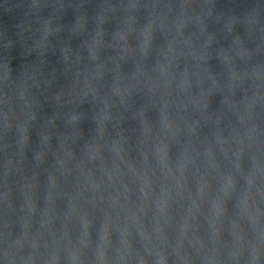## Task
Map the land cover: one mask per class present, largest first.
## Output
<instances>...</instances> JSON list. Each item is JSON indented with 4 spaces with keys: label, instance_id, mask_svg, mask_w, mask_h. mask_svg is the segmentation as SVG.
<instances>
[{
    "label": "water",
    "instance_id": "95a60500",
    "mask_svg": "<svg viewBox=\"0 0 264 264\" xmlns=\"http://www.w3.org/2000/svg\"><path fill=\"white\" fill-rule=\"evenodd\" d=\"M20 2L21 7L7 14L0 5V29L6 25L14 41L15 25L25 20L27 12L28 0ZM168 2L55 0L58 24L54 26H61L63 32L51 38L54 48L44 57L42 77L29 81L36 85L29 95L34 107L21 113L14 102L10 107L15 112L6 119L8 110L0 106V264H5V247L18 258L34 256L36 264H53V257L58 258L56 264H70L73 255L78 257L76 264H140L141 260L155 264L157 253L164 255L167 264H184L185 260L188 264H236L233 254L239 255V264H250L252 245L264 232V135L259 138V150L255 145L249 147L251 142L241 150L229 131L236 117L221 103V97L228 96L237 105L245 99L241 86L234 96L227 93L229 67L241 74L247 70L242 88L248 89L249 97L256 83L249 77L257 72L264 92V56L256 55L253 49L250 59L224 65L216 59L220 45L227 46L223 40L208 49L210 63L197 64L182 43L173 45V53L168 54L180 12L179 0H170V13L165 7ZM61 6L67 10L60 11ZM217 10H227L224 0ZM49 11L44 9L42 15L47 17ZM81 15L85 21L78 31ZM163 16L167 20L161 23ZM149 23L153 24V35L148 38L145 56L141 48ZM101 29V42L94 46ZM210 30L217 31L211 25ZM192 31L189 27L184 35L190 36ZM119 33L124 34V40ZM202 45L203 39L197 45L200 52ZM65 46L71 49L67 64L62 63L59 50ZM92 50L97 53L96 62L90 59ZM236 51L228 48L233 57ZM20 54L16 44L10 54L14 76L21 64L38 59L36 53L24 59ZM169 64L172 76L161 78L160 66ZM137 66L147 75L137 73ZM67 67L72 71L66 77ZM77 69L102 77L94 81L98 96L83 95L84 77L76 76ZM185 69L190 87L181 91ZM5 71L0 44V81ZM210 74L218 78L224 91L212 87ZM148 76L156 84L153 92L147 90ZM169 80L171 86L165 88ZM45 81L50 85L45 86ZM117 86L129 90L124 106L112 96ZM57 93L61 94L59 101ZM201 93L211 94L207 111L201 106ZM9 94L14 97L15 89ZM104 100H115L117 107L108 113L107 131L101 138L97 130L105 124ZM180 103L187 105V110L178 108ZM33 115L35 120L30 119ZM72 115L81 116L82 122L69 124ZM222 115L217 126L216 119ZM166 117L173 131L178 129L177 135L164 129ZM195 122L199 126L193 135L187 125L195 126ZM261 128L264 131V124ZM218 132L226 143L218 142ZM97 146V159L89 162L88 156ZM38 156L43 159L37 160ZM89 177L99 184L98 190L91 188ZM229 178L232 186L225 193ZM162 199L167 203L163 213L159 208ZM217 206L223 209L219 216ZM157 227L160 233L155 231ZM125 232L127 235H122ZM165 239L167 243H161ZM17 240L22 249L15 248ZM259 264H264V247L259 250Z\"/></svg>",
    "mask_w": 264,
    "mask_h": 264
},
{
    "label": "clouds",
    "instance_id": "9594fccd",
    "mask_svg": "<svg viewBox=\"0 0 264 264\" xmlns=\"http://www.w3.org/2000/svg\"><path fill=\"white\" fill-rule=\"evenodd\" d=\"M220 0H179V15L177 16L175 22V35L172 36V40L168 44V54L173 53V45L182 43L184 47L189 49V55L193 61L199 64L201 61L205 63H210L212 60V55L209 53L213 44L220 45L221 40L227 42V46L220 45V50L216 54V59L221 61L224 65H233L236 60H246L250 59L253 55V49L255 54L258 56H264V0H224V5L227 7V10H217L218 3ZM55 0H28L27 12L25 13V20L18 22L15 25V35L17 40H13L9 36L10 29L5 25L0 29V44L3 45L4 52V65H5V76L2 81H0V106L6 108L8 111L5 113H14L15 108L10 107L14 102L19 104V109L23 113L24 109L34 107V104L29 102V95L32 92V88L36 85H30L29 81L38 80L42 77L44 73L45 60L44 57L47 55L50 49L54 48L52 44V37L57 36L63 32L61 26H54L58 24V20L53 11V5ZM4 9V13L7 14L11 11H14L16 8L21 7L22 4L20 0H2L0 2ZM165 7L170 13L172 11L170 0L165 4ZM240 9L237 12L236 9ZM44 9H50L47 17L42 15ZM60 11L65 12L67 7L61 6ZM161 23L167 20V16L160 18ZM85 21V16L81 15L77 18L78 22V31L80 25ZM103 23V21H102ZM60 25V24H59ZM210 25L217 29L216 32L210 30ZM192 27L190 36H185V29ZM242 29V31H237ZM171 31V29H169ZM103 29L97 33V39H95L94 46L99 45L101 42L100 37L102 36ZM77 33H73L76 35ZM218 34L221 35V39H218ZM145 41L144 47L141 48V54H147V47L149 40L148 38L153 35V24L149 23L144 32ZM120 39L124 40L125 36L123 33H119ZM230 38V40L228 39ZM201 39H203V51L200 52L197 50V45L200 44ZM19 44L21 48V59L27 58L32 53H36L38 59L34 63H23L21 64L20 71L18 75L12 74L11 68V50L13 47ZM234 47L237 49L235 56L229 54L228 48ZM62 56V63L67 64L69 62V51L70 47L65 46L59 49ZM90 59L92 62H96L98 57L95 50L90 52ZM176 57L173 55L172 60H175ZM79 62V57L77 58ZM171 64L165 66L161 65L159 68V76L161 78L165 76H172L170 72ZM72 69L67 67L64 69L65 76L71 72ZM208 71V69H205ZM31 72V75H29ZM136 72L141 75H147V73L141 69L139 66L136 68ZM56 70H52L54 75ZM247 70H243V74L240 71H237L233 67L228 69V85L226 88L227 93L230 96H234L238 90V86H241L240 90L242 95L245 97L242 105H237L233 103L228 96L221 97V103L228 109L232 110V114L236 117L235 126H231L229 131L232 133V139L237 143V145L242 150L246 142L249 143V147L255 145L257 150L260 148L259 138L264 135L261 125L264 124V92H261L260 84V74L257 72L254 76H250L249 79H254L255 91L252 93V96L249 97L248 89L242 88L244 83V77L248 76ZM76 76H83V95L84 96H93L96 97L99 95V89L94 86V81L101 79L98 75H94L91 72H83L80 69H77ZM209 80H211L212 87L217 89V91H224L219 84L218 78L209 75ZM149 83L147 85V90L153 92L156 88L155 82H152L151 76H148ZM45 86H49L50 82L45 81ZM198 83L202 84L203 80H199ZM171 86V80L164 85L165 88ZM190 87L189 73L185 69L182 73V79L180 83L181 91ZM15 89V96H11L9 91ZM75 89H73V92ZM129 94L127 88H122L120 86L114 87L112 89V96L119 100V105L124 106L126 103V96ZM202 96V107L205 111L211 108V94L210 93H201ZM61 97L60 93L56 94V100L59 101ZM117 107L115 100L109 102V100L103 101L104 116L103 120L104 125L99 127L98 135L103 138L107 128L106 123L109 122L110 117L108 113ZM164 109L169 107L168 103H164ZM178 108L187 110V105L180 103L177 105ZM31 120H35V115L30 117ZM181 120H184L185 117H181ZM223 115L218 116L216 119L217 126L222 122ZM82 122V118L79 115H72L69 118V124H79ZM55 126V121H51ZM198 122H195V126L189 124L187 125L189 131L195 135L196 127H198ZM164 129L170 132L171 135H177L178 129L173 131L172 123L165 118ZM241 129H243L241 131ZM22 131L26 129L21 126ZM147 130V129H146ZM221 132L217 133L218 142L226 143L227 141L221 140ZM47 139V138H46ZM162 151V150H161ZM69 155H72V152H69ZM98 155V146L93 147L89 156V162L95 161ZM159 155V152H158ZM37 160H42L43 157H36ZM240 157L237 156V160ZM185 167L182 166L180 169L181 176H183ZM109 181L112 180V175H108ZM90 186L94 190L99 189V184L92 181L89 177ZM54 182V181H53ZM145 185H148V181L144 182ZM179 186V181H177ZM249 186L253 184V180L250 178L248 180ZM232 186V179H228V184L225 187V193ZM141 194L146 197L147 193L144 188H141ZM203 191V189H201ZM243 208L246 211L248 207L247 198L242 202ZM161 213L167 208L166 200H161L159 204ZM223 211L222 208L217 206V216ZM135 215V214H133ZM159 221H157V224ZM187 228V222L185 230ZM85 229H87V224H85ZM157 233H160V228L155 229ZM122 235H127L123 233ZM259 241L257 244L252 245V256L250 264H259V250L261 247H264V232L259 234ZM147 239V237H145ZM239 241V238H237ZM161 243H167V240H162ZM199 243V240H197ZM16 249H22L23 244L17 240L14 242ZM33 248H36V245H33ZM3 257L5 264H36L35 257L29 255L27 257H17L15 251H11L10 247H5L3 249ZM101 261L103 262V252H101ZM233 260L236 264H239V255L233 254ZM56 257H53V264L57 262ZM78 257L73 255L70 264H76ZM123 255L120 256V260H123ZM140 264H145L143 260L140 261ZM155 264H167V261L163 254L157 253V258ZM184 264H188L187 260L184 261Z\"/></svg>",
    "mask_w": 264,
    "mask_h": 264
}]
</instances>
